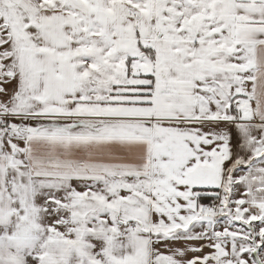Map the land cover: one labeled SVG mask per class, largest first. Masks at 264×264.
Segmentation results:
<instances>
[{"label": "crops", "instance_id": "crops-1", "mask_svg": "<svg viewBox=\"0 0 264 264\" xmlns=\"http://www.w3.org/2000/svg\"><path fill=\"white\" fill-rule=\"evenodd\" d=\"M132 1L0 0V241L28 263L42 221L44 264H251L229 235L264 234V0H162L154 22ZM117 179L140 184L120 205ZM117 205L148 227L122 250Z\"/></svg>", "mask_w": 264, "mask_h": 264}, {"label": "rangeland", "instance_id": "rangeland-1", "mask_svg": "<svg viewBox=\"0 0 264 264\" xmlns=\"http://www.w3.org/2000/svg\"><path fill=\"white\" fill-rule=\"evenodd\" d=\"M121 1H130V0H121ZM158 1V2H157ZM164 4L163 6H165V8H171V5H173V0H163ZM159 2H162V0H137V2L135 1H132L131 3H129L131 5V9L133 10H139V8H142L144 7L145 3H146V6H149L152 8V11H153V14L151 15L152 18H153V22H154V19L156 17L155 15V8L157 6H159ZM134 12V11H133ZM134 14H136V17H137V20H138V13L135 12ZM168 19H170L168 17ZM165 20V23H166V29H165V33H169L170 31H167L169 28V25H168V20L167 19H164ZM155 31L152 33L153 36H152V39H151V42L153 43L156 38V29H154ZM170 30V28H169ZM171 33V32H170ZM141 44V43H139ZM151 47H148V49H146V47H137V49H135V53L139 54V53H146V55H148L149 51ZM154 48V47H152ZM155 50H158V48H154ZM2 83V82H1ZM112 187H113V193L115 195L116 198L113 197V200L116 199L117 200V204L120 205L123 201V199L128 196L129 194H133L134 192V189L138 188L139 187V183L137 182H126L122 179H117L113 184H111ZM132 188L133 190L132 191H129V192H126L127 189H130ZM126 202H127V199H126ZM117 206H115L114 208H110L109 210V214L112 215L111 218H113V221L114 222V226L115 228L111 229L113 233H116V237L115 238V241H116V249H120L122 250L123 248V242L121 240H118V235L119 234H122V233H125V232H137V233H140V232H143L144 231H148V227H146V224L143 223V220L141 219L140 217V209L139 208H136V207H133L132 211H130V213L128 212H124L122 208H119ZM132 206V205H131ZM225 210L223 213H227V208H226V205L224 206ZM131 209V207H130ZM42 211V208H39L37 210V214L38 212ZM202 212V211H201ZM220 214V208H219V212L217 214H212L213 216V221L216 222L217 221V217ZM211 216V215H210ZM226 216V215H225ZM43 217H42V214L38 215L37 216V220H41ZM140 222H136L138 220ZM239 221V220H238ZM234 224H237L235 223L234 221ZM44 223L42 221H37V229H36V233H37V241L35 242V247H32V249H30L32 251V254L30 255V262L28 263H25L24 261V258L26 257V255H23L22 252H11L9 249L11 248L10 247V244L8 243L6 237L2 238V241H0V264H44V246H45V243H44V239L43 237L45 236V233H44ZM97 225V224H96ZM95 226V225H94ZM99 226H100V230H105L107 228H105V225L104 224H101L99 223ZM239 228L237 229H233V231L230 232V235L232 237V239L234 240H238V237L237 236H232L231 234L233 233L235 235V232H239L240 229L244 230V233L246 235V241H245V244H246V249H247V252H246V257L249 259L248 261L250 262L251 261V264H264V234L263 235H259L256 231H255V226L252 225L251 223L249 224H245V225H240L238 224ZM146 228V229H145ZM145 229V230H144ZM4 234V233H3ZM150 234V233H149ZM6 235V234H5ZM4 235V236H5ZM1 236H3L1 234ZM140 239V238H138ZM75 239H70L68 242L70 243V246L73 244H76L75 242H79V241H82L83 243L87 244V246L90 248L91 247V240L90 239H83V240H78L76 239V241H74ZM143 240H133V242H136L135 245H137L139 243V245H142L143 247H145V242H141ZM105 242V240H101V243ZM35 248V250H34ZM75 247L72 246V248L70 249L72 253L75 252ZM31 253V252H30ZM72 257L74 256H71V259ZM135 256H132V258H134ZM139 257V256H138ZM56 263H58L60 260L57 258L56 260ZM67 262H70V256L69 258L67 259Z\"/></svg>", "mask_w": 264, "mask_h": 264}, {"label": "built area", "instance_id": "built-area-1", "mask_svg": "<svg viewBox=\"0 0 264 264\" xmlns=\"http://www.w3.org/2000/svg\"><path fill=\"white\" fill-rule=\"evenodd\" d=\"M231 108L233 110H236L237 103H232ZM9 118H10L9 114L0 112V136H3L5 134H8L9 132H11V127L8 123ZM201 210L204 213L209 214V215L217 214L219 212L217 202H215V201H211V202H208V203L201 205Z\"/></svg>", "mask_w": 264, "mask_h": 264}, {"label": "trees", "instance_id": "trees-1", "mask_svg": "<svg viewBox=\"0 0 264 264\" xmlns=\"http://www.w3.org/2000/svg\"><path fill=\"white\" fill-rule=\"evenodd\" d=\"M139 43H140V40H139V31L136 29V31H135V44H136V47H138V48L141 46V44H139ZM130 60L131 59L128 58L126 60L127 63H129ZM5 79H6V75L2 72V70L0 68V83L2 81H4ZM213 200H215V196L212 193L208 194V193H206V191H200L197 194V203H198L199 206H201V205H203L205 203L211 202Z\"/></svg>", "mask_w": 264, "mask_h": 264}, {"label": "water", "instance_id": "water-1", "mask_svg": "<svg viewBox=\"0 0 264 264\" xmlns=\"http://www.w3.org/2000/svg\"><path fill=\"white\" fill-rule=\"evenodd\" d=\"M213 220V218L209 215H205L202 216L200 218H198L196 221H200V222H211Z\"/></svg>", "mask_w": 264, "mask_h": 264}]
</instances>
